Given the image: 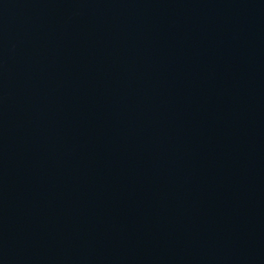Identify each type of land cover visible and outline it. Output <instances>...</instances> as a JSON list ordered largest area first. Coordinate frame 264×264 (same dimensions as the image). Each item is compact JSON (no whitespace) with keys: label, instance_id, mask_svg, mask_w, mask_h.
<instances>
[{"label":"water","instance_id":"obj_1","mask_svg":"<svg viewBox=\"0 0 264 264\" xmlns=\"http://www.w3.org/2000/svg\"><path fill=\"white\" fill-rule=\"evenodd\" d=\"M0 264H264V0H0Z\"/></svg>","mask_w":264,"mask_h":264}]
</instances>
